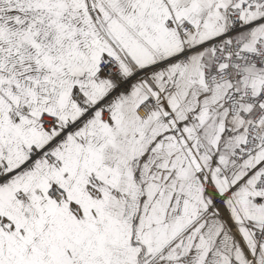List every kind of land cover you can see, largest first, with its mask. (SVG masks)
<instances>
[{"label":"snow or ice","instance_id":"obj_1","mask_svg":"<svg viewBox=\"0 0 264 264\" xmlns=\"http://www.w3.org/2000/svg\"><path fill=\"white\" fill-rule=\"evenodd\" d=\"M0 264H264V0H0Z\"/></svg>","mask_w":264,"mask_h":264}]
</instances>
